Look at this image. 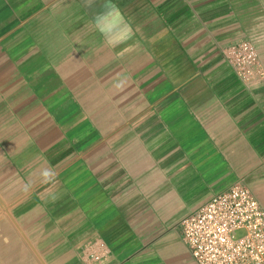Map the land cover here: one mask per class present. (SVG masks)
<instances>
[{"label":"crops","instance_id":"crops-1","mask_svg":"<svg viewBox=\"0 0 264 264\" xmlns=\"http://www.w3.org/2000/svg\"><path fill=\"white\" fill-rule=\"evenodd\" d=\"M241 40L264 69V0H0V264H195L182 217L236 182L264 208Z\"/></svg>","mask_w":264,"mask_h":264},{"label":"built area","instance_id":"built-area-1","mask_svg":"<svg viewBox=\"0 0 264 264\" xmlns=\"http://www.w3.org/2000/svg\"><path fill=\"white\" fill-rule=\"evenodd\" d=\"M222 57L242 83L264 80L257 50L249 41L227 46ZM176 228L195 264H264V208L242 182L200 204Z\"/></svg>","mask_w":264,"mask_h":264},{"label":"clouds","instance_id":"clouds-1","mask_svg":"<svg viewBox=\"0 0 264 264\" xmlns=\"http://www.w3.org/2000/svg\"><path fill=\"white\" fill-rule=\"evenodd\" d=\"M43 175H44L45 177H48V176L51 175V173H50L49 171H45V172L43 173Z\"/></svg>","mask_w":264,"mask_h":264}]
</instances>
